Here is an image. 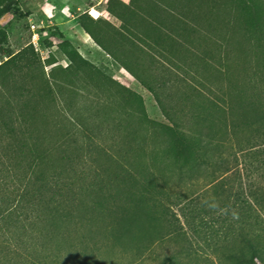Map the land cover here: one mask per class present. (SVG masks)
I'll return each instance as SVG.
<instances>
[{
  "label": "rangeland",
  "instance_id": "374dc122",
  "mask_svg": "<svg viewBox=\"0 0 264 264\" xmlns=\"http://www.w3.org/2000/svg\"><path fill=\"white\" fill-rule=\"evenodd\" d=\"M105 1L98 14L88 10L92 0H0V177L25 174L42 153L78 190L46 264H162L173 251L184 264H252L237 260L241 250L264 264V137L234 140L238 173L208 184L209 172L136 75L153 52L131 47L143 46L145 31L158 36L164 3ZM178 2L192 14L188 24L228 32L237 53L249 50L247 0ZM83 30L92 33L85 47ZM167 93L166 107L176 109L178 86ZM13 187L25 190L7 188L6 200Z\"/></svg>",
  "mask_w": 264,
  "mask_h": 264
},
{
  "label": "trees",
  "instance_id": "16d2710c",
  "mask_svg": "<svg viewBox=\"0 0 264 264\" xmlns=\"http://www.w3.org/2000/svg\"><path fill=\"white\" fill-rule=\"evenodd\" d=\"M157 1L164 3L159 8L165 17L161 27H155L158 36L145 31L143 46L131 47L136 55H146V47L153 52L136 75L155 95L178 142L193 152L196 165L209 172L207 183L219 184L229 174L238 173L232 161H238L233 141L246 132L264 137V0H247L251 13L244 31L249 50L238 53L228 32L188 24L192 14L178 0ZM112 2L123 9L132 6L121 0H109ZM111 12L127 22L121 14ZM170 19L182 25H169ZM100 46L108 54H118ZM126 65L137 71L133 64ZM170 84L178 86L176 109L166 107L172 100L167 93ZM59 164L39 153L25 174L0 177V264H46L55 234L61 223L73 218L71 208L77 206V186L63 183ZM16 184L24 185V192L19 195L20 190L13 187L14 199L6 200L4 190L10 193L7 188ZM231 189L225 190L227 203ZM236 258L242 263L255 261L242 250ZM181 259L173 251L162 264H184Z\"/></svg>",
  "mask_w": 264,
  "mask_h": 264
},
{
  "label": "crops",
  "instance_id": "0c3cea01",
  "mask_svg": "<svg viewBox=\"0 0 264 264\" xmlns=\"http://www.w3.org/2000/svg\"><path fill=\"white\" fill-rule=\"evenodd\" d=\"M104 1L105 0H102L101 2H97V0H92V2L90 3V4H88L87 6H88V10H91V11H93V12H96V13H98V14H101L102 13V8H101V5H102V3H104ZM108 1L109 0H106L105 2L106 3H108ZM121 1H123L124 3H129L130 2V0H121ZM94 2V3H93ZM105 3V4H106ZM77 9L78 10H83V12H85V11H87V9H84V8H82V7H80V6H78L77 5ZM84 31V30H83ZM80 35V34H79ZM84 35L86 36L87 35V37H90V35L86 32V31H84V33L83 34H81L80 35V41H82V42H80L79 44H80V46H86L87 44V41L88 40H86L85 38H84Z\"/></svg>",
  "mask_w": 264,
  "mask_h": 264
},
{
  "label": "built area",
  "instance_id": "2783aa9c",
  "mask_svg": "<svg viewBox=\"0 0 264 264\" xmlns=\"http://www.w3.org/2000/svg\"><path fill=\"white\" fill-rule=\"evenodd\" d=\"M32 31H33V44L37 46L38 43H40V34L38 33V30L36 26H32Z\"/></svg>",
  "mask_w": 264,
  "mask_h": 264
}]
</instances>
